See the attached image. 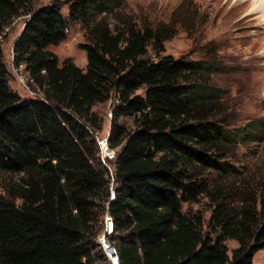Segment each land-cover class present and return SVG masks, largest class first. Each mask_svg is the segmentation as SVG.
<instances>
[{"label": "trees", "instance_id": "obj_1", "mask_svg": "<svg viewBox=\"0 0 264 264\" xmlns=\"http://www.w3.org/2000/svg\"><path fill=\"white\" fill-rule=\"evenodd\" d=\"M35 1L0 0V38L27 16L14 64L40 94L12 89L0 42V173L16 177L0 193V264H104L105 209L120 264H253L264 183L247 177L238 150L262 124L232 127L211 82L218 65L163 55L174 26L127 13L125 0ZM73 22L86 33L84 69L49 49ZM112 99L117 150L103 162L92 109ZM203 198L208 218L192 208ZM227 240L238 243L231 254Z\"/></svg>", "mask_w": 264, "mask_h": 264}, {"label": "rangeland", "instance_id": "obj_2", "mask_svg": "<svg viewBox=\"0 0 264 264\" xmlns=\"http://www.w3.org/2000/svg\"><path fill=\"white\" fill-rule=\"evenodd\" d=\"M51 2L36 0L35 4L40 7ZM257 4V0H125L122 7L127 13L146 17L154 24L174 26L171 28L172 35L164 43L163 55L170 54L177 59L187 56L218 65L211 74V82L224 90L232 127L243 126L252 120L262 124L260 138L239 148L238 163L245 167L243 170L250 171L247 177L256 179L257 183H264V10H254ZM62 10L65 15L68 14L67 6ZM26 20L27 16L17 18L8 29L6 38H0V42L10 71V86L22 96L33 97L40 94L30 88L23 67L15 66L13 54L14 40ZM178 21H181L180 24H177ZM85 41V29L80 23L73 22L69 26L68 37L49 49L57 55L60 63L71 58L84 69L87 53L80 45ZM149 55L156 59L152 48H149ZM116 104L117 101L112 99L92 109L104 122L99 132V144L105 138L109 139L110 121ZM123 121L130 122L128 118ZM116 150L110 148V155L104 156L101 148L103 162L112 160ZM15 178L0 173V193H4ZM192 208L204 213L207 218L210 215L209 204L204 198L198 204H192ZM99 213L101 230L98 240L100 242L106 232L107 243L117 253L115 246L108 240L112 234L107 232L109 214L106 209ZM226 244L230 254L238 246L235 240H227ZM101 246L107 258L104 264H114L106 248ZM253 264H264V249L254 254Z\"/></svg>", "mask_w": 264, "mask_h": 264}, {"label": "water", "instance_id": "obj_3", "mask_svg": "<svg viewBox=\"0 0 264 264\" xmlns=\"http://www.w3.org/2000/svg\"><path fill=\"white\" fill-rule=\"evenodd\" d=\"M100 145H101V148H102V153L104 156H108L110 155L111 152H109L108 154V150L110 151V147H109V144H108V139L105 138L104 140L100 141ZM100 243L103 245H105L106 248L109 247V245H107V238H106V232L103 234V236L100 238ZM116 264H120L119 262V256H118V261L116 262Z\"/></svg>", "mask_w": 264, "mask_h": 264}, {"label": "built area", "instance_id": "obj_4", "mask_svg": "<svg viewBox=\"0 0 264 264\" xmlns=\"http://www.w3.org/2000/svg\"><path fill=\"white\" fill-rule=\"evenodd\" d=\"M108 218H109V219H108L109 223L107 222V223H108L107 232H111V233H112L114 223H113V220H112V218H111L110 215H109ZM102 245H103V243H102ZM107 245H109L108 249H109V250H112V252H111V254L109 255V257L111 258L112 262H113L114 264H116V262L118 261V253H116V251H113L114 248L111 247L110 244L107 243ZM103 246L105 247V245H103ZM114 250H115V249H114Z\"/></svg>", "mask_w": 264, "mask_h": 264}, {"label": "bare ground", "instance_id": "obj_5", "mask_svg": "<svg viewBox=\"0 0 264 264\" xmlns=\"http://www.w3.org/2000/svg\"><path fill=\"white\" fill-rule=\"evenodd\" d=\"M257 1H259V4L255 5L254 10H255V9H256V10H261V9L264 10V0H257ZM252 2H253V1H252ZM255 4H256V3H255ZM107 152H108V154H109V150H108ZM105 248H106V247H105ZM106 251H107L108 255H110L111 252H112V250H109L108 248H106Z\"/></svg>", "mask_w": 264, "mask_h": 264}]
</instances>
